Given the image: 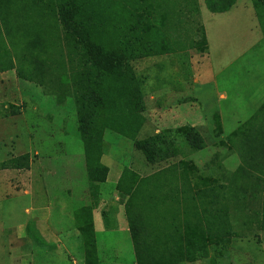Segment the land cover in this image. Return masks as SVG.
I'll return each mask as SVG.
<instances>
[{
	"label": "rangeland",
	"instance_id": "374dc122",
	"mask_svg": "<svg viewBox=\"0 0 264 264\" xmlns=\"http://www.w3.org/2000/svg\"><path fill=\"white\" fill-rule=\"evenodd\" d=\"M3 2V51L15 57L16 68L27 70L31 80L15 70L0 72V162L30 155L28 169L0 170V264H26L18 259L20 255L30 253L32 257L42 243L55 247L73 225L83 223L81 210L87 206L96 210L97 203L93 218L100 264H136L123 206L127 195L122 187L119 192L117 185L125 169L144 177L168 166L185 168L198 187L224 185L228 192L222 204L228 211L230 241L225 237L209 240L205 257L180 264H248L250 253L260 247L256 219L263 205L264 180L254 179L249 186L241 181L242 174L237 172L241 156L226 137L264 102V37L251 0H237L227 15L213 14L204 0H197L198 6L196 0H189L191 8H199L200 18L194 10L195 15L185 20L192 37L184 41L183 48H187L130 61L146 106L136 139L191 125L204 138V147L192 150L180 146L181 137L177 136L179 154L150 163L133 140L106 129L99 162L107 172L101 183L92 180L86 167L74 99L69 96L62 103L57 101L58 92L48 81L46 53L38 47L30 54L25 48L36 39L53 44L47 19L40 25L43 15L29 9L26 0ZM199 19L208 39L203 54L196 45L189 46L200 39ZM16 110L19 113H12ZM216 115L223 129L219 136ZM181 159L187 164L178 165ZM233 186L244 188L238 197L231 195ZM166 207L162 211H170L171 207ZM186 233L205 240L193 226L181 230L184 236Z\"/></svg>",
	"mask_w": 264,
	"mask_h": 264
},
{
	"label": "trees",
	"instance_id": "16d2710c",
	"mask_svg": "<svg viewBox=\"0 0 264 264\" xmlns=\"http://www.w3.org/2000/svg\"><path fill=\"white\" fill-rule=\"evenodd\" d=\"M16 1L20 0H13ZM45 1L26 0L29 9L43 15L40 25L47 19L49 29L54 34L53 44L46 45L41 39H36L26 44L25 48L30 54L38 47L39 51L46 53L44 63L49 70L48 81L50 88L58 92L57 101L62 103L69 96L74 99L78 131L92 180L98 183L105 180L107 170L99 161L106 129L133 140L150 163L177 156V136L181 137L180 146L186 145L192 150L204 147V138L191 125H182L174 130L165 129L153 136L136 139L144 123L146 106L138 74L130 64V61L143 57L186 49L183 48L184 41L192 37L191 28L184 23L187 17L195 15L194 10H198L199 16L198 7L191 8L189 0ZM236 1L204 0L212 13L227 12ZM251 2L264 37V0ZM4 5L3 0H0V12ZM198 21L201 26L200 39L193 40V45L191 43L189 46L196 45V50L203 54L207 50V37L201 19ZM4 25L8 26L6 23ZM1 27L5 29L0 24V33ZM7 52L3 51L0 42V72L15 70L19 76L31 80L29 72L17 69L15 57ZM19 59L23 60L24 57ZM257 117L260 118L257 120ZM215 119L219 136L223 129L218 115ZM226 138L241 156L242 165L237 168V172L242 174L241 181L248 183V186L254 179L263 181L264 102ZM183 161L179 160L178 165ZM29 166V153L0 162V170L28 169ZM249 172L255 177L252 178ZM119 185L118 191L122 187L127 195L123 206L136 264H180L198 260L206 256L209 240H223L225 237L230 241L232 233L228 230V211L222 204L228 193H225L224 185L198 187L185 168L177 170L175 166H168L144 177L125 169ZM241 189L244 188L233 186L231 195L238 197ZM262 194L263 205L256 219L260 231L264 230ZM166 205L171 207L170 211H162ZM93 208L87 206L81 210L83 223L77 225L84 236L86 264L95 261ZM192 226L205 236L206 242L188 233L185 236L181 234L182 229L185 232Z\"/></svg>",
	"mask_w": 264,
	"mask_h": 264
},
{
	"label": "crops",
	"instance_id": "0c3cea01",
	"mask_svg": "<svg viewBox=\"0 0 264 264\" xmlns=\"http://www.w3.org/2000/svg\"><path fill=\"white\" fill-rule=\"evenodd\" d=\"M232 8V7H231ZM230 11V10H229ZM227 12L222 13H213V14H226ZM205 29V26H204ZM205 33L206 30H205ZM207 37V34H206ZM208 44V39H207ZM208 49V46H207ZM151 57H144L142 58V61L144 59H149ZM139 60V59H138ZM145 61V60H144ZM137 65V63H136ZM5 73H11V70L1 72V74ZM195 79H193L194 81ZM226 98V97H225ZM7 170V169H6ZM98 205H96V210L94 209L92 211V221H93V227H94V214H96L98 211ZM3 232V230H2ZM95 235V230H94ZM260 237V247L256 252L250 253V260L248 259V264H264V230L259 232ZM52 243V242H51ZM7 245H4V248ZM40 247L36 248L34 252L31 254L32 257H30V253L26 257H18V259H21L22 262L26 264H86V245L84 242V236L79 230L78 226L73 225V228L64 234V237L58 241L55 242V247L53 245H45L44 243L39 245ZM94 256H95V262L92 264H100V256L98 255L97 251V240L95 235V244H94ZM47 249V250H46ZM43 251V252H41ZM10 252L5 250V255L10 258L11 254ZM31 258V261H30ZM261 261V263H260Z\"/></svg>",
	"mask_w": 264,
	"mask_h": 264
}]
</instances>
